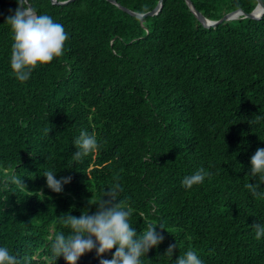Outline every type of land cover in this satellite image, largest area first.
<instances>
[{"label": "trees", "instance_id": "16d2710c", "mask_svg": "<svg viewBox=\"0 0 264 264\" xmlns=\"http://www.w3.org/2000/svg\"><path fill=\"white\" fill-rule=\"evenodd\" d=\"M28 1L68 40L62 57L20 82L6 20L21 3L0 0V247L21 264H67L51 250L50 237L71 231L61 216L94 214L118 182L137 234L148 223L165 229L157 227L164 241L142 264H175L189 249L203 264H264V237L251 227L264 224V195L245 187L264 194L250 170L264 148V15L206 28L185 0H164L144 22L108 0ZM115 1L141 14L159 5ZM191 1L213 21L258 5ZM81 131L100 147L75 160ZM201 168L210 175L186 189L184 178ZM48 170L72 177L62 193L47 187ZM78 264L100 262L93 251Z\"/></svg>", "mask_w": 264, "mask_h": 264}, {"label": "clouds", "instance_id": "9594fccd", "mask_svg": "<svg viewBox=\"0 0 264 264\" xmlns=\"http://www.w3.org/2000/svg\"><path fill=\"white\" fill-rule=\"evenodd\" d=\"M6 23L11 26L14 34L11 68L20 82L28 81L36 68L46 66L64 55L68 35L63 25L55 22L51 16L38 15L33 9L18 4L14 14L7 17ZM74 144L77 148L73 156L75 160L82 159L100 147L95 133L89 135L86 131H81ZM250 170L252 176H258L261 184H264V148L257 149L251 157ZM208 175L210 174L201 168L186 176L182 185L191 189L202 184ZM43 176L46 177L47 187L57 194L62 193L64 185L70 184L72 180L70 176L57 179L52 170L45 171ZM12 183L21 190L27 189L24 181L17 177L12 178ZM245 187L254 197L264 195L258 191L260 185L247 183ZM122 191L118 182L106 190L104 197L96 204L94 214L84 211L80 217L70 213L62 215L63 223L71 231L67 236L58 233L54 238L50 237L53 256L56 259L62 256L67 264H78L81 257L95 251L100 264H142L141 258L164 241V236L157 231V227L165 229L162 225L148 223L142 234L138 235L129 223L133 209L123 201H118V195ZM40 193L43 194L42 191ZM251 227L255 230L257 240L264 237V224L255 223ZM176 248V244H170L165 255L173 257ZM0 264L21 262L7 247H0ZM175 264H203V261L195 251L189 249L179 256Z\"/></svg>", "mask_w": 264, "mask_h": 264}, {"label": "water", "instance_id": "95a60500", "mask_svg": "<svg viewBox=\"0 0 264 264\" xmlns=\"http://www.w3.org/2000/svg\"><path fill=\"white\" fill-rule=\"evenodd\" d=\"M73 1H76V0H68V1H65V2H61V3H58L56 0H52V2L54 4H61V5H64V4L73 2ZM108 1H110L111 3L117 5L118 7L122 8L124 11L128 12L129 14L137 17L142 22H144L146 17L155 16V15H157L160 12V10L163 7V1L164 0H159V5L153 11L145 13V14L134 12V11L130 10L129 8L122 6L120 3H118L115 0H108ZM185 1H186L187 5L190 7V9L193 11V13L196 15V17L199 19V21L206 28H211V27L216 28L218 25H220V24H222V23H224L226 21H231V20L238 19L240 16H244L246 18H252V19L260 20L262 18V16L264 15V0H258V5H257V7L254 9V11L252 13H246L245 11H243L241 9H238V10H236L234 12L226 14L224 17H222L218 21H213V20H210V19L206 18L200 11H198L194 7V5H193L191 0H185ZM20 3H21V5L23 7H25V5H27V8H31V9L34 10L33 6L29 3L28 0H20ZM260 9H261V14L257 15L256 11L260 10Z\"/></svg>", "mask_w": 264, "mask_h": 264}, {"label": "bare ground", "instance_id": "6f19581e", "mask_svg": "<svg viewBox=\"0 0 264 264\" xmlns=\"http://www.w3.org/2000/svg\"><path fill=\"white\" fill-rule=\"evenodd\" d=\"M256 14H257V15H260V14H261V9H260V10H257V11H256Z\"/></svg>", "mask_w": 264, "mask_h": 264}]
</instances>
